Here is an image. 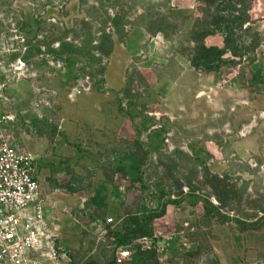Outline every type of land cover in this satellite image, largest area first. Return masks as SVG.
Listing matches in <instances>:
<instances>
[{"label": "rangeland", "instance_id": "1", "mask_svg": "<svg viewBox=\"0 0 264 264\" xmlns=\"http://www.w3.org/2000/svg\"><path fill=\"white\" fill-rule=\"evenodd\" d=\"M249 10L250 27L238 33L244 56L229 52L208 71L191 64L193 32L213 23L199 0H0V137L33 156L41 191L24 213L75 264H136L137 245L156 247L159 264H264V226L241 231L229 219L264 215V0ZM89 19L94 44L103 31L114 35L103 76L90 74L100 64L48 53ZM224 37L213 31L205 42L223 47ZM24 38L43 53L27 56ZM138 137L150 152L144 184L117 171ZM207 170L237 186L224 212L205 211L203 195L219 203ZM186 181L196 192L185 199ZM99 190L106 209L91 204ZM169 196L155 242L110 236L128 214L144 216Z\"/></svg>", "mask_w": 264, "mask_h": 264}, {"label": "trees", "instance_id": "2", "mask_svg": "<svg viewBox=\"0 0 264 264\" xmlns=\"http://www.w3.org/2000/svg\"><path fill=\"white\" fill-rule=\"evenodd\" d=\"M199 2H204L214 10L212 14L213 23L211 28L195 30L193 32L195 50L191 58V64L198 69H204L208 71L219 70L221 64L224 62V57L227 53H231L234 56H244L241 47H245V43H239V32L246 31L251 24V16L249 10L250 0H199ZM92 18V17H91ZM123 18L122 14H116L112 21V29L119 30V28L124 24L121 22ZM123 20V19H122ZM40 22V20H38ZM97 22V21H96ZM80 29L72 28L74 38L67 41L66 39H61V37H56L52 43L59 41V47H49V54H53L57 60H80V57L88 62V64L98 65L99 68L95 70L96 72H91L93 77L97 75H104L105 67L101 64L102 58L109 57L113 52L115 42L114 35L111 31H103L100 36H98V42L94 44L95 35L93 34V24L92 21L82 20L79 22ZM103 21H101V24ZM248 24V25H247ZM247 25V27H245ZM84 31H88L83 34ZM213 31L225 32L224 46L220 47L217 45H207L205 38ZM40 32V33H39ZM35 33V37L43 33L41 27L31 31V34ZM48 37L47 31L45 32ZM54 28L50 30V34H55ZM81 37V39L79 38ZM30 40V39H29ZM25 46L27 47V56L33 54H42L41 43L39 45L28 44L27 39L24 38ZM45 43V42H44ZM47 45V44H46ZM247 48V47H246ZM84 60V61H85ZM43 59L42 62H46ZM42 64V63H41ZM90 76V75H89ZM103 90V88H100ZM135 147L132 152L126 156L122 164L118 167L117 171L123 176H128L133 174L135 178L144 184L142 167L149 158L150 152L145 148L144 142L138 137L133 141ZM125 162V163H124ZM126 162H128L126 164ZM206 185L212 190L213 195L217 198L218 204L213 203L207 195H203V204L206 213H210L212 209H217L219 212L227 210L237 197H239V192L237 186L231 182L228 175H218L206 171L203 176ZM181 189V195L186 198L190 197L191 194L196 192V186L191 181H186L184 184L179 183ZM183 187H187L189 190L184 193ZM191 204L196 205L199 201H194L192 198L189 200ZM171 202V197L166 200L161 199L160 208L148 211L147 214L141 216L139 214H128L123 226V231H111L110 236L118 240V243L123 245L130 240H141L148 239L151 243L156 241L153 221L157 218L163 217L167 212V207ZM92 206L96 208H107L106 197L102 195V191L99 190L95 196L91 199ZM224 212V211H223ZM226 215V214H225ZM231 221H234L241 231H247L250 229H260L264 226V215L260 216L258 219L252 221L240 218L238 216H229ZM93 218H98L97 215H93ZM137 261L136 264H159L158 260V250L154 246H149L144 248L141 245H137Z\"/></svg>", "mask_w": 264, "mask_h": 264}, {"label": "built area", "instance_id": "3", "mask_svg": "<svg viewBox=\"0 0 264 264\" xmlns=\"http://www.w3.org/2000/svg\"><path fill=\"white\" fill-rule=\"evenodd\" d=\"M40 191L33 156L0 137V264H75L54 237L46 236V226L24 213ZM129 256V250L122 252V258Z\"/></svg>", "mask_w": 264, "mask_h": 264}]
</instances>
